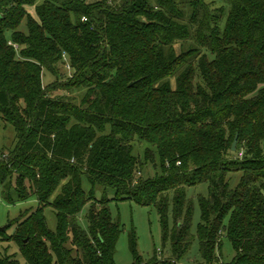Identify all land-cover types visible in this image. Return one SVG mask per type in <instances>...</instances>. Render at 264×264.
<instances>
[{
	"label": "trees",
	"instance_id": "obj_1",
	"mask_svg": "<svg viewBox=\"0 0 264 264\" xmlns=\"http://www.w3.org/2000/svg\"><path fill=\"white\" fill-rule=\"evenodd\" d=\"M224 1L223 15L206 0H0V126L17 139L11 158L0 154V186L11 204L39 201L0 241L16 242L26 264H115L122 226L84 178L161 214L171 257L145 261L132 241L133 264L187 256L186 187L204 182L197 264H226L224 236L228 264H264V0ZM158 161L162 173L143 176Z\"/></svg>",
	"mask_w": 264,
	"mask_h": 264
},
{
	"label": "rangeland",
	"instance_id": "obj_2",
	"mask_svg": "<svg viewBox=\"0 0 264 264\" xmlns=\"http://www.w3.org/2000/svg\"><path fill=\"white\" fill-rule=\"evenodd\" d=\"M208 3H213V7L220 12H224V7L226 3L224 0H206ZM228 11H226V15ZM224 15V13H223ZM224 16V21L222 23V29H225L226 26V17ZM22 31L27 32L26 22L21 26ZM10 37V36H9ZM70 77L74 75V72L66 66ZM63 74V75H64ZM56 81V78L45 71L43 74V84L45 87L50 86ZM83 94V92H79ZM17 145L16 139V130L13 125L1 122L0 126V154L5 153L7 160L13 155L12 151L15 150ZM147 146L141 145L138 146L135 150V154L140 156V158L145 157ZM142 158V159H143ZM4 162V161H2ZM160 162L158 161V166L154 167L153 165H147L143 176L154 177L157 173L161 174ZM242 179V173L236 172L232 173L229 176V183L232 189H236L240 186ZM83 189L90 195L93 193L95 198L101 201L104 198L110 200V209L113 215L114 220L120 222L122 226V234L119 238L117 244V253L115 255V264H133L134 263V254L131 249L132 241L135 243V249L137 254L142 256L145 261H149L155 255V253H161L160 257H171V244L168 243L164 245L163 242V224L162 216L159 211L154 207H146L139 205L133 201H116V191L113 189L106 190L102 185L96 184L93 185L89 182L87 178L83 179ZM187 193V205L191 208V224H192V235L193 243L191 249L187 256L180 261V264H197L202 263L203 258L200 252V241H199V232L200 228L203 225L201 208H200V199H208L210 196V184L204 182L196 187H186ZM172 206V202L170 204ZM39 206V201L36 197H32L25 202H16L15 204L9 203L4 194L3 188L0 186V227H7L10 223H16L21 219L22 214L36 210ZM86 210L81 215V224L87 229L88 223L85 220L84 216ZM171 225H173V207L171 209ZM45 215L48 221V226L52 231L57 230V217L55 209L48 207L45 211ZM15 227L9 228L7 231L8 235H13ZM12 256L13 259L20 261V264H26V261L21 256L20 248L16 242L11 241H0V256ZM221 256L223 263H231L236 257V251L234 249L231 241L223 237V244L221 249Z\"/></svg>",
	"mask_w": 264,
	"mask_h": 264
},
{
	"label": "water",
	"instance_id": "obj_3",
	"mask_svg": "<svg viewBox=\"0 0 264 264\" xmlns=\"http://www.w3.org/2000/svg\"><path fill=\"white\" fill-rule=\"evenodd\" d=\"M237 142H238V136L236 137L234 144H233V151H236L237 148ZM7 230V227H0V232H5Z\"/></svg>",
	"mask_w": 264,
	"mask_h": 264
}]
</instances>
